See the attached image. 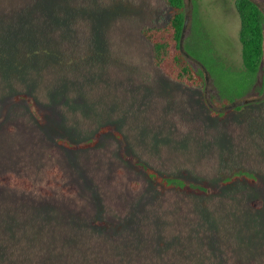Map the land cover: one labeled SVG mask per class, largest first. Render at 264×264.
Returning a JSON list of instances; mask_svg holds the SVG:
<instances>
[{
	"label": "rangeland",
	"instance_id": "374dc122",
	"mask_svg": "<svg viewBox=\"0 0 264 264\" xmlns=\"http://www.w3.org/2000/svg\"><path fill=\"white\" fill-rule=\"evenodd\" d=\"M234 2L184 0L189 86L142 33L164 0H0V175L33 184L0 183V264H264V52L246 71Z\"/></svg>",
	"mask_w": 264,
	"mask_h": 264
},
{
	"label": "trees",
	"instance_id": "16d2710c",
	"mask_svg": "<svg viewBox=\"0 0 264 264\" xmlns=\"http://www.w3.org/2000/svg\"><path fill=\"white\" fill-rule=\"evenodd\" d=\"M164 2L172 8L168 21L162 26L142 29L143 35L151 43L153 62L169 78L185 85L201 86L204 82L203 76L192 67L184 56L183 48L181 49L186 18L184 0ZM234 5L240 21L238 39L241 44L242 64L246 71L255 72L264 52L263 12L254 0H235ZM0 183L20 186L26 190L33 187L30 181L18 179L10 174L0 175ZM71 189L74 190L75 186Z\"/></svg>",
	"mask_w": 264,
	"mask_h": 264
},
{
	"label": "water",
	"instance_id": "95a60500",
	"mask_svg": "<svg viewBox=\"0 0 264 264\" xmlns=\"http://www.w3.org/2000/svg\"><path fill=\"white\" fill-rule=\"evenodd\" d=\"M186 18L184 20V25H183V34H182V39H181V49H182V41H183V37H184V31H185V27H186Z\"/></svg>",
	"mask_w": 264,
	"mask_h": 264
}]
</instances>
